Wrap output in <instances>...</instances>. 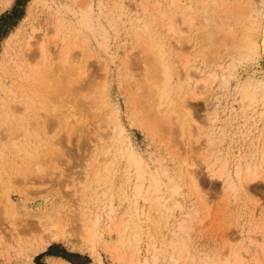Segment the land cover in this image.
<instances>
[{"label":"rangeland","instance_id":"1","mask_svg":"<svg viewBox=\"0 0 264 264\" xmlns=\"http://www.w3.org/2000/svg\"><path fill=\"white\" fill-rule=\"evenodd\" d=\"M261 1L0 0V187L7 189L4 190L7 191L10 199L8 206H5L7 201H2V208L5 210L7 207L4 214L3 211H0V264H50L52 257H61L73 264H100V259L104 264H129L128 262H116L115 256L119 253L108 249L111 245L117 244L119 240L118 235L109 231L110 228L108 227L110 203L116 209V223L124 222V220L126 222L128 218V222L130 221L128 235H134V231L139 234L140 241L137 250H139L138 253L142 258L152 254L162 256L164 253L163 255H168L166 254L169 247L168 242L173 238L170 231L174 229L173 226L182 213L175 211L173 214L162 211L166 207L160 203L151 206L150 202L141 197L136 198L131 187L124 195L117 192L119 179L128 166V153L132 149L136 151L137 155L142 156L153 170L161 166V168L168 167L170 171L178 172L179 165H181L184 168L188 166L187 168L192 169L193 167V170L197 172L196 177L199 179H196L200 181H198L199 186L201 184L199 189L202 190L201 193L204 192L205 203L201 204V201L199 203L198 200L200 199L196 192L188 189L189 178H187L185 184L188 187L183 195L187 201V206L184 211H189L192 217L189 222L191 229H188L189 242L192 248L186 259L178 264H200L201 261L207 260V256L215 257L221 252L228 254V249H234V246L239 247V250L252 251V248H255L258 243L264 244V238H262L264 233V176L257 179L258 182H253L248 190L243 189L244 191H242L241 189V192H235L228 188V182L225 179L226 174L221 178L213 177L211 170L207 167L212 164V168L217 170L219 165L226 163L227 172L229 171L230 176L236 179L237 163L258 162L259 150L263 144L262 140H264L262 138L264 135V116L261 115L259 105L254 104V108L250 109L242 107L243 104L235 93V86L239 81L237 79L244 80L250 76L258 79L264 78V65L257 63L254 59L249 60V62L236 63L234 72L237 79L231 78V84L225 88L220 86V78L214 83L210 81L203 84L204 82L201 81V79H205L208 73L216 69L217 63L215 64V62L217 60L220 63L224 61L221 63L224 66L221 67L223 69L233 64L232 61L236 55L235 50L238 49L237 45L240 43V39L242 40L241 36L236 35L240 34L239 30L242 26L243 17L251 11V8L260 6ZM81 6L91 8L93 11L96 22L94 21L92 31L84 27H82L84 30L80 28L81 26L76 20L75 12ZM163 12L167 13L165 19L163 18V21L168 23L166 27L171 21H174L173 27L171 26L172 30L165 31L161 28L160 18H162ZM222 13L224 16L221 15L220 17ZM208 16H211L215 22H217L218 17V31L224 32H219L223 35L218 33L220 41L218 40V44L215 46L214 64L212 63L210 68L205 67L204 69L206 65L204 59L207 56L203 55L198 58L194 53L200 50L201 42L197 34L204 29L203 20ZM215 16L216 18H214ZM55 31H58V34ZM144 32L146 37L154 36L155 40L161 41L164 45L163 51L167 54L165 55L168 62L173 64V71H177L178 68L181 69L183 76L187 73L193 76L190 88H195L198 85L196 89L198 97L192 99V102L190 100V103L193 107V116L200 129L197 131L198 128L196 130L195 127L194 138H189L190 135L188 136L187 132L183 138L178 135V138L175 136V144L173 143L174 146L172 144L173 147L170 146L171 148L167 144L168 142H164L166 140L162 135L156 131L148 130L144 120L141 119V112H136L135 108V95L136 92L140 91V88L135 86L136 83L133 82L141 80L147 66L145 62H142L143 53H141L139 46L140 36ZM71 33L72 41L79 38V42L81 41L80 43L83 44V48H77L75 53L81 56V64L87 65V74H85L87 76L83 77V81L81 80L78 84L79 92H83L81 95L84 97L81 100L87 103L90 101L86 100L88 99L87 92L91 90L88 85L91 86L92 90H95L98 81L100 84L104 82L105 84L102 83L106 87V89L104 88L106 90L104 98L108 102L106 113L109 115L110 112L115 111L117 122L125 130L124 142L113 129L108 127L107 129L104 126L105 122L101 124L102 119L100 117L108 115L99 113L96 116L97 114L94 112L98 110L89 111V105L88 109H84V106L81 108L83 112L79 118L85 122L82 121L83 125L78 127L79 129L76 130L77 132L75 131L74 135L68 127H64V123L59 125V123L54 122L58 116H51V118L49 116L52 105L49 103L46 105L44 92L40 89L41 81H45L47 75L44 76V74L48 73L46 71L50 70L51 65L58 58L56 53L60 51L64 43L63 39ZM31 34L35 35V38L41 37V34L42 36L47 34L51 38L55 34L58 36L53 42L51 41L52 43L48 44L47 55L45 56L38 50L39 45L35 43L37 39L29 40ZM227 34L229 37L226 36ZM185 35L191 39L190 43L185 42ZM231 37L233 40H230ZM184 57L188 58L189 64L182 70L183 67L180 66ZM194 64L198 65L195 66ZM220 71L222 69L218 68V72ZM22 72L25 74L23 75ZM172 85L175 86V82ZM184 85L183 92L188 86L186 83ZM172 94L177 96V90L175 89ZM29 96L32 99L43 96L46 104L42 105L43 108H41L38 105L35 106L37 103L34 102L36 104L33 106V101H30ZM92 98L90 99L92 100ZM89 104L92 106V103ZM27 106L30 108H26ZM59 108L63 109L62 106ZM49 109L50 111H48ZM215 110L218 112L215 120L217 122L214 120L212 123L208 122L207 119L213 115L212 112ZM25 129L28 131L29 139L22 140L21 144L24 143L23 146L27 149L25 150L26 153H21L17 147L12 145L11 139L13 135L21 137L22 133L26 131ZM180 138H182L181 141ZM59 139L60 143H57L56 141ZM177 139L179 142L176 141ZM160 142L163 144H159ZM48 144L51 145L53 151L55 150V153L59 152L58 154L61 155L54 162L40 161L47 159L49 152L47 153L45 149L49 146ZM107 146H109L110 151L106 148ZM111 148L113 149L111 150ZM42 150L44 152L41 153ZM104 150L110 152L105 162L113 161L117 169L116 174L111 178L113 179L111 180L113 181L110 184L111 187L96 184L93 173L90 171L92 170L90 163L93 161L95 163V160L97 161L99 157H102ZM30 159L35 161L34 165L40 164L38 174L29 175L24 169V164ZM182 159L193 166L184 164ZM105 162H101L100 166L103 167L102 164ZM79 182L83 184H79ZM83 185H86L85 193ZM108 187L111 188L108 190L109 192L106 190ZM82 193L85 194L83 196L84 201L81 197ZM97 195L98 199L95 198ZM94 199L96 200L94 201ZM194 201H198V203L193 205L192 202ZM196 207L197 214L195 213ZM82 211L91 213L92 216L97 212L101 215L100 231L102 236L98 239L95 250H92L82 240L83 228L91 226L90 222L87 223L81 218ZM47 214L53 217L54 215H56L55 217L61 215L64 221L66 220V234L63 238L50 241L45 249L35 252L36 248H39L35 245V240L43 234L40 221H44ZM121 214L122 216H120ZM132 228L136 230L133 231ZM17 239H20V243L17 242ZM131 242L133 243L129 246L121 247L120 252H130L136 243L135 240H131ZM235 244L240 245L236 246ZM248 244H251L250 247ZM20 247H24L21 254L19 253ZM249 252L246 253L247 256L245 253L243 254L246 262L257 264L250 257L252 252ZM258 257L260 261L258 264H264V253L260 252ZM161 258L159 264H172L168 256Z\"/></svg>","mask_w":264,"mask_h":264},{"label":"bare ground","instance_id":"2","mask_svg":"<svg viewBox=\"0 0 264 264\" xmlns=\"http://www.w3.org/2000/svg\"><path fill=\"white\" fill-rule=\"evenodd\" d=\"M256 3L259 5L258 2H256ZM86 6H81L78 10L76 9L77 10L75 12V14L77 16L76 20H77L79 26H81L80 28L84 27V28L88 29L89 31L90 30L92 31V29L94 28V21H95L94 19L95 18L93 16L92 9L88 8ZM247 9H245L246 12H247ZM242 14H244V13H242ZM262 14H264V0H262L260 2V6L255 7V8L254 7L251 8V11L243 17L242 26L240 27V30H239L240 34L236 35V36H241L242 40L240 39V43L237 45L238 49L235 50L236 55L233 58V61H232L233 64H231V65H229L223 69V68H221L223 66L221 63H223L224 61H221V63H220V61L217 60L218 62L217 61L215 62V64L217 63L216 67H215L216 69H213L210 73H208V75L205 77V79H203V80L201 79V81L204 82L203 84H207V82H210V81L212 83H214L216 80H218L220 78V84H221L220 86L225 88L229 84H231L230 83L231 78L237 79V75L234 72V68L236 67V63L243 62V61L249 62V60L254 59V61L256 60L257 63H261L264 65V32L261 31V23H262L261 16H262ZM221 15L224 16V13L220 14V17H221ZM166 16H167V13L163 12L162 18H160L161 19V21H160L161 22V28H163L165 31L170 30L173 27V22H174V21L173 22L171 21L169 23V26L166 27V25H168V23L166 24V22L163 21V18L165 19ZM214 18H216V16ZM57 20H59V19H57ZM203 21L205 23V27L203 30L200 29L201 31L199 30L200 32H199V34H197L199 37V41L201 42L200 43V50L197 51L198 53L195 52L194 54H196L195 56H197L198 58L203 56V55L207 56V58L204 59L206 61L205 62L206 65L204 66V69H205V67L210 68L212 63L215 61V46H216V44H218V40H219L218 35L219 34L223 35L222 33L224 31H218V28H219L217 26L218 25L217 23H219L218 17L216 20L217 22L213 21L211 16L206 17ZM237 29H239V28H237ZM57 32H56V34H58ZM219 32H222V33H219ZM225 32L227 33V31H225ZM181 33H183V31H181ZM56 34L53 36V38L49 37L47 34H44L43 36L41 34V37H39L37 35V37H39V38H35V35L31 34L29 37V40H32L34 38L37 39L35 41V43L39 45V48H38L39 52L46 56L48 44H50L51 41L53 42L57 38L58 35H56ZM228 34L226 35L227 37H229ZM237 34H238V31H237ZM71 35H72V33L63 39L64 43H63L60 51L58 52V50H56L58 52V53H56L58 58L53 62V64L50 67V70L46 71L48 73L44 74V76L47 75V77H45L46 78L45 81L44 82H43V80L41 81V88L40 89H42L44 92V97H45V100L47 101V104L43 100V96H38V97H35L33 99L29 96L28 98L29 99L31 98L30 101L31 100L33 101L32 102L33 106L36 103L37 104L35 106L38 105V107H41V108H43L42 105H44V104L48 105V103H49L50 105H52V106H50V109L52 107L51 112L49 113L50 118H51V116H53V117L58 116V119H55L54 122L59 123V125L61 123H64L65 124L64 127H68L71 130V131L70 130L69 131L73 133L72 135H74V133L77 132L76 130L79 129L78 127L82 124V121H84V120H82V118H79V115L81 114V112H83L82 111L83 109H81V108H83V106L85 109L89 105V111H93V110L97 111L98 110L97 111L98 113L93 111L94 114H97L96 116H98L99 113L100 114L101 113L107 114L106 111H107L108 102L106 101V98H104L105 97L104 92L106 91V90H104V88L106 89V87H104V85H102V83L103 84H105V83L102 82L100 84L99 81H98L99 84L96 83L98 87L94 84L96 86V88H94L95 86L93 87L95 90H92L90 85H88V86L92 91L91 90L88 91V88L86 89L88 91L87 92V94H88L87 98L88 99H86V100L87 101L90 100V101L87 103V102H84L83 100H81L84 97H83V95H81V93L83 94V92H81V93L79 92L78 84L81 82L83 77L87 76V75H85V74H87L86 73V68H87L86 66L87 65L86 66H85V64L82 65L81 64L82 63L81 62V56L79 54L75 53V50L77 48H81V47L83 48V46H82L83 44L80 43L81 41L79 42V38H75V40L73 39V41H72ZM81 35H82V33H81ZM145 35H146L145 32L143 35L141 34V36H140L141 42H140L139 46H140L141 53H143V56L141 55L142 60H143L142 62H145V64L147 66L145 68L144 75L141 78V80H137L138 82H136V81L133 82V83H136L135 86H139L138 88H140V91L136 92V95H135V97H136V102H135L136 107L135 108H136V112L137 111L141 112V114H142L141 119L144 120V123L146 124V127L148 128V130L156 131V133H159L160 135H162L164 137V140H166L164 142H166V143L168 142L167 144L170 147L174 143V140L176 138H178V136H181L183 138V136L187 132L188 136L190 135L189 138H191V137L194 138V136L196 134V133H194L195 127H196V130L198 128L197 131H199V129H200L198 127V122L195 120V118L193 116V113H192L193 107H192V104L190 103V100L192 102V99H195L198 97V95L196 94V89L198 88V85L196 84L197 83L196 82L195 84L197 86H195V88H190L191 81L193 80V76H191L190 73H187V75L183 76L181 69H178V68H177V71H173L174 70V68L172 69L173 64L171 65L168 62V60L166 59L167 54H166V52L163 51L164 45H162L161 41L155 40L154 36L149 35L150 37H146ZM186 36L187 35H185V37ZM231 36H233V35H231ZM85 39H88V38H85ZM228 39H230V38H228ZM228 39H227V41H229ZM224 40H225V38H224ZM230 40H233V37H231ZM152 41H155V42L153 43ZM195 41H197V40H195ZM185 42L190 43L191 39L186 37ZM232 42H234V41H232ZM30 43H31V41L28 44L29 49H30V45H31ZM225 43H227V42H225ZM80 44H81V46H80ZM220 45H222V43H220ZM171 47H172V45H171ZM168 50H170V49H168ZM183 53H184V50H183ZM138 54H140V53H138ZM225 57L227 58V56H225ZM193 63H195V62H193ZM175 64H176V62H175ZM187 64H189V60L187 57H184V59L182 60V65L180 66L181 68L183 67L182 70L186 68ZM197 65H195V66H197ZM248 65H250V64H248ZM218 68L222 69V71L218 72ZM35 69H37V68H35ZM197 69H199V68H197ZM202 72L204 73V71H202ZM24 74L25 73H23V75ZM26 77L28 78V76H26ZM194 78H195V76H194ZM237 80H239V81L235 86V93L238 95L239 101L243 104L242 107H244V108L247 107L250 109V108H254L253 107L254 104L259 105V107L261 108V115L264 116V78L258 79L256 77L250 76L244 80L243 79H241V80L237 79ZM173 82H175V86L172 85ZM185 83L188 86L186 87L187 89L185 90V92H183V90L185 89V85H184ZM203 84L201 82V85H203ZM92 85H93V82H92ZM101 86H103V87L100 88ZM133 86H134V84H133ZM173 86H174V88H173ZM175 89L177 90V94H178L177 96H173V94H172V93H174ZM233 91H234V89H233ZM91 94H93V95L90 96ZM216 97H217V95H216ZM90 98H92V100ZM34 102H36V103L34 104ZM93 102H95L94 103L95 105L93 104ZM89 103H92V106H90ZM93 105L96 107H94ZM60 106H62L63 109H60L59 108ZM26 108H30V107L27 106ZM50 109L48 111H50ZM111 110H113V109H111ZM110 113H111V116H110ZM110 113H109V115L107 114L108 116H106V117H105V115L100 117L102 119V122H101L100 118H98V119L100 120L101 124H103V122H105L104 126H106V128L108 127L111 130L113 129L115 131V133L118 135V137L121 139V141L124 142L125 141V130L123 129V126L119 122H117L118 119H117V115H116L115 111L110 112ZM212 114L213 115L209 114L211 116L207 119V121L211 122V123L213 122V120L215 121L217 118V115H218L217 110L212 112ZM85 118H86V116H85ZM51 121H53V120H51ZM215 122H217V121H215ZM16 126H17V124H16ZM100 126H103V125H100ZM20 129H21V127H20ZM110 129H109V131H110ZM22 130H23V128H22ZM62 131H64V130H62ZM104 132H105V130H104ZM107 134H108V131H107ZM28 136H29V134H28L27 130L22 133L21 137H16L13 135L12 139H11V141H12L11 143H12V145H14L15 147L18 148L17 150L19 152H21V153L25 152L26 153L25 150L27 148L25 146H23L24 143H23V145L21 143L23 142L22 140L29 139ZM175 136H177V137L174 138ZM182 138H180V141L182 140ZM262 138H264V135ZM176 141L179 142L178 139ZM56 142L60 143V139ZM161 143L162 142H160L159 144H161ZM262 143H263L262 147L259 150L260 156L258 158V162L254 161V162H247V163H243V162L237 163V167H236V171H235L236 179H233V176L232 177L230 176L231 174H229V171L227 172L226 163H222L221 165H219L217 170L212 168V164L210 166H207L208 169L211 170V175L213 177L217 176V177L221 178L226 174L227 178L225 177V179L228 182L227 186H228V188H231L235 192H238L241 189H242V191H244L243 189L248 190V188L250 187V185L253 182H255L259 178L260 179L263 178V176H264V140H262ZM174 144H173V146H174ZM110 145H112V144H110ZM116 147H118V146H116ZM106 148L109 149V146H107ZM57 149L59 150V148H57ZM112 149L113 148H111V150ZM45 151H47V153L49 152L47 154V159L45 158V160H40V161H50V162L53 161L54 162L56 160V158H58V156H61L60 154H58L59 152L55 153V150L53 151V149L51 148V145L47 146ZM108 151H110V149ZM108 151L104 150V152H103L104 154L102 153V157H99V159L97 161L95 160V163L93 161L92 163H94V164L90 163L92 165V166H90L92 169L90 171L93 173V176L97 182L96 184H98L100 186H105V187L110 186V184H112L111 182H113V181H111V180H113V179H111V178L116 174V170H117L115 168V164L113 163V161L105 162L107 156H109V154H110V152H108ZM42 152H44V150H42L41 153ZM55 154L57 155V157ZM27 155H29V154L27 153ZM202 156H201V158H202ZM45 157H46V155H45ZM42 159H44V158H42ZM127 159H128L127 160L128 166H126L127 168L124 170L125 172H124V174H122V176L118 182L119 183V185L117 187L118 193L120 192V193H123V195H124L126 193V191L129 190L131 187L133 190L132 192L136 198L141 197L145 201L150 202L151 206L155 205L156 203H160L166 207L165 210H162V211H165V212L168 211L169 213L171 212L173 214L175 211L176 212L180 211L182 213V215L176 220V222L173 226L174 229H172L170 231L173 238H171L170 241L168 242L169 247H168V251L166 252V254H168V255H163L164 253H162V256L164 258L166 256L169 257L172 264H178L182 260L186 259V257L190 254L191 248H192L191 244L189 242V236H188V229H191L189 226V224H190L189 222H190V219H192V217H191V214L189 211L188 212L184 211L185 207L187 206V204H186L187 201L183 195H184V192L187 189V187L189 186L188 189H190L192 192H194V193L196 192V195H198V198L200 199V200H198L199 203H200V201H201V204L205 203V198H204L205 196L203 195L204 192L201 193L202 190L200 191V189H199V187L201 186V184L199 186L200 181L196 179V178H198V177H196L197 172L193 170V167H192L193 165L190 166L186 162V160H184V159H182L184 164L187 163L190 167H192V169L187 168L188 167L187 165H185V166H187L186 168L179 165L178 172L170 171L168 169V167H162L161 168V166L158 168H155V170H153L152 167L149 165V163L147 161H145V159L142 156L137 155L136 151L133 149L129 151ZM31 160L32 159L27 160V163L25 162L26 164H24L25 168L24 167L23 168L26 170V172L29 175H34L35 173L38 174L37 172L40 169V164L34 165L35 161L34 160L31 161ZM154 161H155V159H154ZM101 162H105L104 163L105 165L102 164L103 167L100 166ZM202 162L204 163V161H202ZM181 164H183V163L181 162ZM195 170H197V169H195ZM233 172H232V174H233ZM89 175H90V172H89ZM198 176H199V174H198ZM187 178H189L188 179L189 182L187 184L188 186L185 184V180ZM256 182H258V181H256ZM186 183H187V180H186ZM79 184H83V183L79 182ZM85 187H86V185H83L84 193H85ZM4 189H5V187H2V188L0 187V211H3V214L6 211L7 207H5V210H4V208H2V201L3 200L7 201V203H6L7 205L5 204V206H8L10 204L9 203L10 199L8 198V193H6L7 191H5L7 189H5V190ZM109 189H111V188L108 187V189H106V190L108 191ZM245 192H247V191H245ZM84 193H82V195L80 194L82 197V200H83V196H85ZM105 193H102V194H105ZM235 195H236V193H235ZM95 198L98 199V195L95 196ZM96 199H94V201ZM198 201H196V202L198 203ZM196 202L195 201L192 202L193 205H195ZM84 204H86V203H84ZM110 205H111V207H109L110 208L109 213L107 212L108 213V222H109L108 227L110 228L109 231H113L115 234H117L119 240H118L117 244L111 245V247H109V248L107 245V248L110 249V251H112V252H115V253L118 252L119 253L118 255L115 256L116 262L117 261L118 262H128L129 264H159L160 258L162 257L161 255H160L161 256L160 257L158 254H152L151 256L148 255V256H145L144 258H142L140 256V254L138 253L139 250H137L138 244L140 241L139 240V234L135 233V231H134V230H136L135 228H132L134 231V235H132V234L128 235V224L130 221L128 222V218H127L126 222L124 220V222H117L116 223V219H117V216L115 214L116 209L114 208V206L111 203H110ZM77 206H79V205H77ZM187 208H189V207H187ZM190 208H191V206H190ZM193 209H194V207H193ZM197 211L198 210L196 207V209H195L196 214H197ZM98 213L99 212L94 213V216H92L91 213H87V212H83L81 214L82 215L81 218L83 219V221H86L87 223L88 222L91 223V226H85L83 228L82 240L85 241L87 243V245L92 250H95L96 243H97L98 239H100L102 236V232L100 231L101 215ZM162 214H164V213H162ZM55 216L56 215H54V217H53L52 215L47 214L45 217V220L40 221L41 227L43 228V234L40 236V238L38 236H36L39 239L35 240L36 241L35 245L39 248H36L37 250H35V252L40 251V249H45L50 244V241H55V240H58L59 238H61V237L63 238L65 236V234H66V232H65V227H66L65 221L66 220L64 221V219L62 218L61 215H59L57 217H55ZM120 216H122V214ZM120 218H122V217H120ZM8 222H10V221H8ZM258 227H257V229H259L261 226L259 228ZM187 236H188V238H187ZM262 236H263L262 238H264V233L262 234ZM165 237H166V235H165ZM131 240H135V242H136V243H134L135 244L134 247L130 249L131 251L130 252L126 251V252L121 253L120 252V250H122L121 247L123 248L124 245L125 246L131 245L133 243V242H131ZM252 241H253V239H252ZM257 241H256V243H257ZM17 242L20 243V239H17ZM248 245L250 247L251 244H248ZM24 246H25V244H24ZM20 248L21 249H20L19 253L21 254L22 251L24 250V247H20ZM146 248H148V247H146ZM238 248H236L234 246V249H230V250L228 249V252H229L228 254L221 252V253H218L217 256H215V257L207 256V258H206L207 260L201 261L200 264H248L249 262L248 263L246 262V260L244 258L245 256L243 257V254L244 253L246 254L249 251L252 252V256H250V257L253 258V260L257 264L260 263L258 256H259L260 252L264 253V244L258 243V245L255 246V248H252L253 249L252 251L251 250L244 251L243 249H241L242 250L241 251ZM155 250H156V248H155ZM247 255L248 254H246V256ZM99 261H100V264H104L101 261V259ZM50 264H73V263H71L70 261H68L64 258H61V257H52L50 259Z\"/></svg>","mask_w":264,"mask_h":264},{"label":"snow or ice","instance_id":"3","mask_svg":"<svg viewBox=\"0 0 264 264\" xmlns=\"http://www.w3.org/2000/svg\"><path fill=\"white\" fill-rule=\"evenodd\" d=\"M261 21H262V23H261V31L264 32V14H262V16H261Z\"/></svg>","mask_w":264,"mask_h":264}]
</instances>
